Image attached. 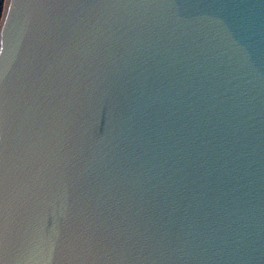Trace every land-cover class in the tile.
Wrapping results in <instances>:
<instances>
[{
	"label": "water",
	"instance_id": "water-1",
	"mask_svg": "<svg viewBox=\"0 0 264 264\" xmlns=\"http://www.w3.org/2000/svg\"><path fill=\"white\" fill-rule=\"evenodd\" d=\"M0 264H264V0H5Z\"/></svg>",
	"mask_w": 264,
	"mask_h": 264
},
{
	"label": "trees",
	"instance_id": "trees-1",
	"mask_svg": "<svg viewBox=\"0 0 264 264\" xmlns=\"http://www.w3.org/2000/svg\"><path fill=\"white\" fill-rule=\"evenodd\" d=\"M4 3H5V0H0V21H1V17H2Z\"/></svg>",
	"mask_w": 264,
	"mask_h": 264
}]
</instances>
